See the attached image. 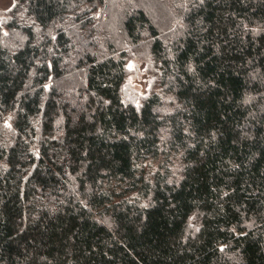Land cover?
<instances>
[{
	"label": "trees",
	"instance_id": "trees-1",
	"mask_svg": "<svg viewBox=\"0 0 264 264\" xmlns=\"http://www.w3.org/2000/svg\"><path fill=\"white\" fill-rule=\"evenodd\" d=\"M0 264H264V0H14Z\"/></svg>",
	"mask_w": 264,
	"mask_h": 264
},
{
	"label": "rangeland",
	"instance_id": "rangeland-1",
	"mask_svg": "<svg viewBox=\"0 0 264 264\" xmlns=\"http://www.w3.org/2000/svg\"><path fill=\"white\" fill-rule=\"evenodd\" d=\"M14 4V0H0V20H3ZM127 77L123 85L124 96L133 103L140 104L143 98L156 90L152 60L138 51L131 55L126 64Z\"/></svg>",
	"mask_w": 264,
	"mask_h": 264
}]
</instances>
